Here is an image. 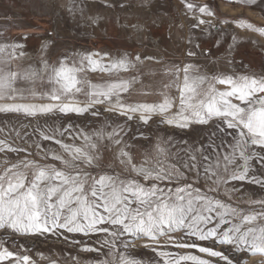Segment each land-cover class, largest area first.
<instances>
[{
    "label": "snow or ice",
    "instance_id": "snow-or-ice-1",
    "mask_svg": "<svg viewBox=\"0 0 264 264\" xmlns=\"http://www.w3.org/2000/svg\"><path fill=\"white\" fill-rule=\"evenodd\" d=\"M235 2L250 6L256 0ZM185 6L189 11L196 8ZM198 11L214 16L207 5ZM197 19L198 24L206 23ZM234 23L264 36V28L243 19ZM23 39L27 41V37ZM23 48L21 42L0 44V113L32 118L99 117L102 113L98 106L102 105L104 112L144 125L159 116L160 123L168 127L183 130L193 124H213L214 131L206 143L182 141L187 147L176 153L171 151V137L159 139L153 146L154 154L146 153L139 164L128 151L131 145L123 140L126 133L120 124L104 125L91 134L74 132L71 122L37 125L40 140L52 141L59 150L36 143V155L54 163L28 159L33 155L28 148L12 147L0 140V152L25 153L23 159L0 171V230L18 236L68 233L95 237L99 247L85 244L80 249L101 257L93 264H144L129 251L138 240L159 258L154 264H242L244 254L264 256V194L244 200L235 195L243 184L234 183L245 182L264 190V176L250 175L255 171L253 160L264 169V152L257 151L264 150V74L209 75L191 64L173 66L164 72L168 83L162 89L153 93L148 86L140 93L158 95V101L129 102L127 97L135 86L143 85L138 54L112 58L90 53L65 56L57 63L41 57L38 68L14 67L15 61L26 56ZM105 59L107 64L103 63ZM130 71L137 75L119 78V73ZM89 72L117 79L93 83ZM107 127L112 130L107 131ZM65 136L81 144L65 143ZM101 144L109 151L116 148L115 158L128 175L91 171L100 167ZM239 202L248 207H239ZM175 233L181 234L179 239ZM161 238H165L164 245ZM208 241L211 247L203 244ZM217 245L227 246L226 251L214 250ZM169 246L194 249L214 259L164 250ZM5 261L34 264L29 256H20L0 244V264Z\"/></svg>",
    "mask_w": 264,
    "mask_h": 264
},
{
    "label": "rangeland",
    "instance_id": "rangeland-1",
    "mask_svg": "<svg viewBox=\"0 0 264 264\" xmlns=\"http://www.w3.org/2000/svg\"><path fill=\"white\" fill-rule=\"evenodd\" d=\"M71 1L0 0V44L21 42L24 43L22 50L26 52L24 58L14 62V67L26 68L32 65L38 68L41 57L47 59L49 63H57L65 56L78 57L90 53H99L101 56L107 54L112 58H118L124 54L134 57L138 54L141 57L138 68L143 74V85L137 84L127 98L129 102L146 101L149 103L158 101L160 97L141 95L143 87L150 86L149 91L153 93L162 89L163 84L168 83V77L164 75V72L173 66L183 68L184 65L191 64L200 73L209 75L264 74V36L246 28L237 27L234 23V21L243 19L254 27L264 28V0H256V3L250 6L235 2V0H183V2L182 0H116V4H111L110 0H88L93 3L92 7L84 6L83 9H79V12L74 13L68 9ZM185 4L195 5L196 8L189 11ZM100 5H105L107 8L112 7L113 11L109 12V15L106 11H99L97 9H100ZM204 5L213 11L214 16L209 17L199 13L198 8ZM93 11H98L103 20L97 23L91 22L89 19H92ZM190 15H195L196 19L190 20L188 17ZM197 18L205 20V25H199ZM223 20H227L228 23H222ZM207 22L208 25H206ZM25 37H27L26 42L23 39ZM250 38L255 44H248ZM42 48L43 51H41ZM189 52L195 55L189 56ZM147 57L152 59H146ZM95 58L99 59V57ZM103 63L107 64L108 60L105 59ZM135 75H137L136 71L121 72L119 78L131 79ZM88 78L93 83H101L115 80L117 76L102 72H89ZM217 87L224 89L222 85H217ZM80 99L84 98L80 97ZM98 108L102 113L99 117L85 114L83 116L49 115L32 118L25 117L23 114L0 113V140L12 147L28 148V151L33 154L28 159H36L40 163H54L50 160H41L36 155L37 149L34 146L36 143H40L46 149L59 150V146L53 144L52 141L40 140L36 131L37 125L45 126L47 123V125L56 126L67 125L71 122L74 132L82 130L91 134L104 125L114 127L120 124L126 133L122 134L123 140L131 145L128 151L133 161L139 164L146 153L154 154L153 146L159 139L171 137L173 141L171 151L176 153L180 148L187 147L182 141H187L188 144L206 143L214 131L213 124H193L190 128L183 130L168 127L160 123L159 116L153 117L148 125H144L138 120L127 121L126 117L104 112L102 105ZM106 130L111 131L112 128L107 127ZM133 137L136 138L133 139ZM63 139L65 143H75L77 146L81 144L80 140L73 141L67 136ZM29 143H32L33 147L29 148ZM100 149L102 153V159L99 161L100 167L91 171L128 175L115 158V147L109 151L101 144ZM257 151L264 152L261 149ZM24 157L23 152L19 155L7 151L0 152V171H3L8 164L15 163ZM251 163L255 171L250 175L264 176V169H261L260 164L255 160ZM234 183L243 184L241 192L235 195L241 196L244 200H247L249 196L260 198L264 194V190L256 185L245 182ZM221 198L228 199L224 196ZM238 206L248 207L242 202H239ZM173 235L179 239L181 234ZM74 240L81 243H74ZM95 240V237L91 239L82 236L74 237L68 233H64L63 236L47 234L18 236L0 230V244L20 256H29L34 264H93L101 257L97 253L80 249L85 244L99 247ZM143 243L144 241L138 240L134 249L130 246V254L142 259L144 264H154L159 258L153 251L142 247ZM164 243L165 238H161L160 244L164 245ZM203 244L212 246L211 241L203 242ZM226 248L227 246L217 245L214 250L226 251ZM164 250L214 259L194 249L169 246ZM5 264H14V262L5 261ZM186 264H191V262H186ZM242 264H264V256L244 254Z\"/></svg>",
    "mask_w": 264,
    "mask_h": 264
},
{
    "label": "bare ground",
    "instance_id": "bare-ground-1",
    "mask_svg": "<svg viewBox=\"0 0 264 264\" xmlns=\"http://www.w3.org/2000/svg\"><path fill=\"white\" fill-rule=\"evenodd\" d=\"M66 1V0H65ZM116 0H110V3L111 4H116ZM92 5H93V3L91 2V1H88V0H72L71 1V3L69 4V6H68V9L70 10L71 9V11L70 12H72V13H74L75 11H77V12H79L80 10V8L81 9H83L84 8V6H87V7H92ZM97 10H99V11H106V14H108L109 12H112L113 11V9H112V7H110V8H107V6H105V5H100V9H97ZM141 10V9H140ZM148 12V11H147ZM144 13V12H143ZM186 13V12H185ZM109 15V14H108ZM185 15V14H184ZM189 17V19L190 20H195L196 18H195V15L194 16H192V15H190V16H188ZM92 19H89V20H91V22H93V20H95V23H97L98 21L100 22V21H102L103 19L99 16V12L98 11H93L92 12V17H91ZM157 18V17H156ZM189 20V21H190ZM209 23L207 22V24L206 25H208ZM199 25H205V24H199ZM131 27V26H130ZM136 26H134V28H135ZM139 27H140V25H139ZM142 27V26H141ZM203 27V26H202ZM143 28V27H142ZM144 28H146V27H144ZM141 29V28H140ZM138 30V29H137ZM144 30V29H143ZM242 30V29H241ZM240 30V31H241ZM139 31V30H138ZM133 32V31H132ZM136 32V31H135ZM141 32V31H140ZM149 32V31H148ZM244 32V31H243ZM140 36V35H139ZM143 36V35H142ZM150 37V36H149ZM244 40H245V38H244ZM251 44V45H253V44H255V42L253 41V39H249V42H248V44ZM44 46V45H43ZM256 47V46H255ZM46 49V48H45ZM236 50H237V48H236ZM124 118V117H123Z\"/></svg>",
    "mask_w": 264,
    "mask_h": 264
}]
</instances>
